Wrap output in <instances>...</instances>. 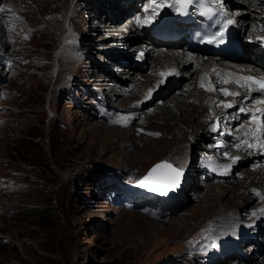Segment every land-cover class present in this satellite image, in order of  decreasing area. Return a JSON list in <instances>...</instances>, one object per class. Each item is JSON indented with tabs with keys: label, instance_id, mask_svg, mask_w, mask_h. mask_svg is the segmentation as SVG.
<instances>
[{
	"label": "rangeland",
	"instance_id": "rangeland-1",
	"mask_svg": "<svg viewBox=\"0 0 264 264\" xmlns=\"http://www.w3.org/2000/svg\"><path fill=\"white\" fill-rule=\"evenodd\" d=\"M29 2L20 0L22 13L30 7L24 6ZM11 3L12 0H0L4 21ZM122 4L127 2L123 0ZM90 11L87 9V14ZM7 22L5 27L10 33H0V264H44L48 258L63 264H227L226 259L236 260L237 254L221 253L219 244L214 246L211 260L204 254L187 257L184 252L188 249L191 253L206 231L198 224L201 210L194 193L203 191L200 185L204 177L198 165L203 160L202 153L211 151L207 148L211 138L193 144L190 167L155 158L136 177L128 176L113 152L104 154L100 147L90 151L88 145L98 136L107 137L111 113L125 111L122 103L107 98L90 81L91 65H100L97 55L103 52L99 42H90L94 28L84 29L76 38L83 53L81 70L72 74L71 68L67 80L56 82L57 50L48 59L42 54L51 46L46 41L45 24L31 28L21 19L14 30V24ZM102 34L105 32L99 31L95 36ZM255 40L250 37L247 42L252 45ZM135 44L139 42L125 44L119 51L130 52ZM132 51L129 58L134 64L139 52ZM106 58L109 62L104 67L115 76L111 78L113 91L129 87L131 80L123 76L134 75L133 65L126 60L117 62L114 56ZM122 62L126 71L118 72L116 67ZM137 64L143 67L141 72H146L144 59L139 58ZM152 93L153 98L140 101L143 109L158 103L159 92ZM233 141L238 144L240 138ZM251 150L254 149H247ZM161 161L183 170L179 186L167 195L138 183ZM260 161L261 158L236 160L229 169L238 173ZM253 200L249 205L257 199ZM153 217L177 232L158 248L152 246L150 233L144 235L146 230L136 224L140 218ZM263 222L261 218L259 223ZM143 225L147 227V220ZM253 229L249 226L245 231L250 234ZM252 233L253 239L238 240L237 244H244L237 251L248 257L246 249L254 243L257 254L249 264H262L264 245L260 243L264 235Z\"/></svg>",
	"mask_w": 264,
	"mask_h": 264
},
{
	"label": "bare ground",
	"instance_id": "bare-ground-1",
	"mask_svg": "<svg viewBox=\"0 0 264 264\" xmlns=\"http://www.w3.org/2000/svg\"><path fill=\"white\" fill-rule=\"evenodd\" d=\"M122 1L30 0L28 5H24L30 7L22 13L20 0H12L6 18L14 24V30L21 19L31 28L45 24L46 41L51 46L44 48L42 54L44 59H48L52 51L57 50L56 82L71 76V68H74L72 74L81 70L83 53L79 50L76 38L84 29L94 28L90 42H99L103 52L97 55L100 65H91L90 81L107 98L122 103L125 111L110 112L112 115L109 117L107 137L98 136L88 145L90 151L100 147L105 150L104 154L113 152L122 171L128 176L136 177L155 158L190 167L194 159L193 144L199 139L211 138L208 142L211 146L207 147L211 151H206L204 155L202 153L203 160L198 165L204 177L200 185L203 191L194 193L197 197L196 205L201 210L198 224L206 231L191 253L188 249L184 252L187 257L204 254L203 257L211 260L213 245L219 244L221 253L226 256L237 254L236 260L226 259L227 264H249L250 260L256 258L255 244H249L251 247L246 249L250 253L248 257H243L237 249L245 241L253 239L252 232L264 235V222L259 223L264 218V132L255 127L253 119L248 118L249 113L260 104L254 106L244 99L246 94L235 83V79L239 74L259 72L264 67V0H224L238 20L239 30L244 33L242 39L247 56L240 57L237 63L215 61L200 55L188 56L187 50L183 49L186 43L181 41L171 43L177 44V48H170L152 35L151 20L144 23L153 13L148 4L141 7L142 0H124L127 5L122 4ZM156 1L167 3V0ZM87 9L91 10L88 14ZM101 11L104 13L99 14ZM1 17L0 33L7 36L10 30L6 29L5 24L8 22ZM137 17H140L141 24H137ZM99 31L105 34L95 36ZM250 37L256 38L252 45L247 42ZM108 39L111 41L102 46ZM133 42L139 44L131 46L130 52L119 51L124 48L123 45ZM156 43L160 46L157 47ZM132 50L139 52L134 64L129 58L134 52ZM107 56H114L117 62L126 60L127 64L133 65L134 75L123 76L131 80L127 85L129 87L120 86L122 88L113 91L111 78L115 77L114 73L104 67L109 62ZM139 58L144 59L146 72H141L143 67L137 64ZM74 61H77L75 67ZM124 64L122 62L121 66L116 67L118 72L126 71ZM169 72L172 74L161 75ZM205 72L210 79L206 78ZM222 90L240 95L226 94ZM152 92H159L158 103L143 109L140 101L153 98ZM235 137L240 138V147H236L233 141ZM249 145L256 150L247 151ZM104 154H101L102 158ZM251 158H261L259 165H252L249 169L244 167L238 173L230 171L234 161L248 162ZM251 200L256 201L249 205ZM146 220L147 227L143 225ZM159 222L163 221L156 217L136 221L138 226H143V231L146 230L144 235L150 233L148 238L155 248L171 235H177L176 230L171 229L167 223L160 225ZM249 226H254V229L247 234L245 228ZM240 239L244 242L237 244ZM260 245H264V241ZM231 248L233 250L228 252ZM261 262L264 263V258Z\"/></svg>",
	"mask_w": 264,
	"mask_h": 264
},
{
	"label": "snow or ice",
	"instance_id": "snow-or-ice-1",
	"mask_svg": "<svg viewBox=\"0 0 264 264\" xmlns=\"http://www.w3.org/2000/svg\"><path fill=\"white\" fill-rule=\"evenodd\" d=\"M177 4L180 5H191L196 0H175ZM156 0H150V6L155 5ZM164 5H160V7H163ZM2 10V9H0ZM180 8H177V11H180ZM206 11L211 12L212 9H207ZM155 14V13H154ZM151 18H148L144 21V23H147L150 21ZM137 24H141L140 17L136 18ZM228 24H232L233 21L231 19L227 20ZM218 36L222 38L223 33H218ZM174 71V70H173ZM172 72L169 73H161L162 76L171 75ZM245 81H252L260 86L261 90H264V80H260L254 77H244ZM203 86V84L201 85ZM211 90V89H210ZM150 92L152 90H149ZM225 91L226 94H232L239 96L240 93H228L227 90ZM232 105H228V107H231ZM240 111H244L243 108L240 109ZM253 119H255V116H253ZM260 127H264V125H260ZM151 135H159V133H151ZM240 144H237L236 147H240ZM250 147V145H249ZM228 167V166H225ZM183 175V170L179 168L173 167L172 164L168 163L167 161H161L160 163L154 165L149 172L140 180L138 181L139 185L143 188H147L152 192H158L161 195H167L168 191L171 189H174L179 186L181 182V177ZM215 246V245H213Z\"/></svg>",
	"mask_w": 264,
	"mask_h": 264
},
{
	"label": "trees",
	"instance_id": "trees-1",
	"mask_svg": "<svg viewBox=\"0 0 264 264\" xmlns=\"http://www.w3.org/2000/svg\"><path fill=\"white\" fill-rule=\"evenodd\" d=\"M35 214L36 213H34V212L30 213V215H33V216H35ZM44 264H63V263L61 261H59V260L58 261H54V260L48 258V260Z\"/></svg>",
	"mask_w": 264,
	"mask_h": 264
},
{
	"label": "water",
	"instance_id": "water-1",
	"mask_svg": "<svg viewBox=\"0 0 264 264\" xmlns=\"http://www.w3.org/2000/svg\"><path fill=\"white\" fill-rule=\"evenodd\" d=\"M155 165H156V164H155ZM153 166H154V165H153ZM153 166H152V167H153ZM152 167H151V168H152ZM151 168H150V169H151Z\"/></svg>",
	"mask_w": 264,
	"mask_h": 264
}]
</instances>
